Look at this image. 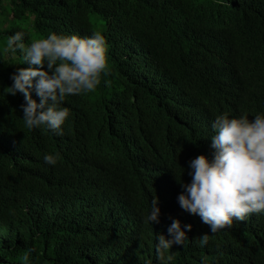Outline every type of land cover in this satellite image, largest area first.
<instances>
[{"label": "trees", "instance_id": "1", "mask_svg": "<svg viewBox=\"0 0 264 264\" xmlns=\"http://www.w3.org/2000/svg\"><path fill=\"white\" fill-rule=\"evenodd\" d=\"M5 4L13 20L0 22V264H162L157 236L168 235L170 216L193 226L186 246L167 251L171 264H264V213L212 233L178 202L190 161L214 156L216 117L264 114V0ZM18 31L26 45L51 32L106 37L110 71L94 92L66 97L62 135L27 128L24 95L10 93L12 74L29 66L6 48ZM46 153L58 154L55 165ZM154 196L161 215L151 224Z\"/></svg>", "mask_w": 264, "mask_h": 264}, {"label": "clouds", "instance_id": "2", "mask_svg": "<svg viewBox=\"0 0 264 264\" xmlns=\"http://www.w3.org/2000/svg\"><path fill=\"white\" fill-rule=\"evenodd\" d=\"M6 48L13 54L22 53L23 63L29 65L12 74L13 84L9 87L11 94L24 95L23 121L29 129L45 127L62 135V126L70 115L69 108L63 106L66 97L94 92L110 71L107 40L98 31L91 36L51 32L30 45L25 43V32L18 31L8 38ZM212 128L214 156L201 154L190 161V183L183 181V174L182 180L177 179L184 189L178 196L180 206L192 213V219L202 218L216 233L234 220L244 221L253 213H264V114L250 119L247 114L230 117L225 112L216 117ZM43 160L55 165L58 154L46 153ZM159 203V197L154 196L145 215L146 223L159 222ZM170 220L168 235L157 236L162 264H171L174 257L166 255L167 251L175 244L186 246V229L193 227L182 225L181 216H170ZM199 242L201 247L208 245L209 234L200 237ZM23 259L28 261L29 257Z\"/></svg>", "mask_w": 264, "mask_h": 264}, {"label": "rangeland", "instance_id": "3", "mask_svg": "<svg viewBox=\"0 0 264 264\" xmlns=\"http://www.w3.org/2000/svg\"><path fill=\"white\" fill-rule=\"evenodd\" d=\"M6 7H7V5L5 4V7L0 8V22L1 23H2V21H9V23H11V21L13 20V19L10 20L8 18L7 12H3V9H5Z\"/></svg>", "mask_w": 264, "mask_h": 264}]
</instances>
